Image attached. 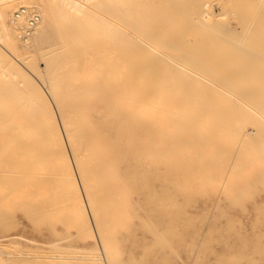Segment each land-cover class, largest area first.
<instances>
[{"label": "rangeland", "instance_id": "rangeland-1", "mask_svg": "<svg viewBox=\"0 0 264 264\" xmlns=\"http://www.w3.org/2000/svg\"><path fill=\"white\" fill-rule=\"evenodd\" d=\"M159 1L152 2L150 10L164 0ZM167 1L170 5L182 2V8L192 7L189 11L187 7L184 10L179 6V12L183 10L186 14L188 10L189 15L174 12L172 15L174 5L168 10L165 1L160 7L167 9L162 10L169 19L176 15L171 16L174 22L162 17L160 7L155 10H161L158 11L160 17H156L160 18L156 20L158 24L168 26L169 32L185 34L184 40L190 42L187 45L190 48L185 46L192 52L188 54L198 58L196 72L228 75L241 71V66L252 65V69L247 70L252 66L245 67L244 71L264 73V0H196V4L194 0L188 3L187 0ZM190 1L194 4L189 5ZM88 5L91 9L90 2ZM191 11L197 17H201L203 11H210L208 19L213 18L212 14L214 21L204 19L202 22V17L197 18L202 24H195L196 27L193 23L196 18ZM190 15H193L192 20H189ZM6 21L16 27L14 31L10 30L16 47L30 51L28 68L24 67L48 94L51 78L46 72L47 60L52 59L53 51L50 56L44 52L54 41L28 45L19 39L17 26L9 16ZM63 22L59 19L57 26ZM211 23L221 28V37H209L211 34L218 36L220 32L214 34L218 29ZM56 30L54 26L51 34L54 35ZM132 30L136 31L133 27ZM203 33L208 36L205 38ZM226 34L231 39L224 38H229ZM235 34L239 36L233 37ZM163 41L164 38L153 36L149 47L144 41V48L138 45L139 52L135 57L140 61L136 64L142 66L146 58L168 57ZM89 45L87 40L81 47L83 54L68 52V57L61 62L62 76L68 79L64 89H70V85L77 82L76 77L69 76L86 68L84 56ZM65 48L70 50V47ZM108 62L110 59L101 60L96 65L100 69ZM203 62L200 65L205 67L199 69L197 64ZM127 65L125 71L116 69L114 74L119 77L118 83L127 73ZM98 72L95 68L91 74ZM82 79L89 83L96 76L89 77L88 74ZM150 80L151 76L139 77L136 80L139 84L134 88L146 94L148 90L156 91L146 84ZM3 81L0 74V86ZM3 90L0 108L10 114L9 120L0 122V256L4 264H39L57 254L68 264H264V107L258 118L249 117L247 107L225 101L210 106L196 105V108L179 107V111L155 102L136 109L128 123L136 125L140 132H151L145 136L148 141L151 139L166 148L148 155L147 176L140 180L144 194L122 195L131 188L129 184L120 185L117 194L122 196L96 202V197L103 194L102 188L98 187L93 191L97 209L93 212L85 199L81 174L67 141L64 146L71 161L70 168L63 158L48 154L57 134L50 120L51 110L58 115L56 102L49 94L48 101H44L36 89H0ZM240 122H248L257 130L244 138L236 130ZM118 127L123 134L127 126ZM59 128L66 140L61 121ZM138 135L133 151L142 140ZM17 234L31 240H21Z\"/></svg>", "mask_w": 264, "mask_h": 264}, {"label": "bare ground", "instance_id": "bare-ground-1", "mask_svg": "<svg viewBox=\"0 0 264 264\" xmlns=\"http://www.w3.org/2000/svg\"><path fill=\"white\" fill-rule=\"evenodd\" d=\"M188 1L189 0L186 2L188 3ZM195 1L196 0L193 2ZM89 2L92 5L91 9L87 7L89 6ZM152 2H155V0H0V74L4 79L0 89H8L10 91L12 89H36L37 93L43 97L44 101H48L50 95L56 102L58 115L56 111L54 112V110H51L52 116L50 120L53 122L57 134L54 140L55 144L53 147L49 148L48 154L54 158H63L67 167L70 168L71 161L68 158L64 146L67 141L73 155L70 154L73 156L81 174L85 199L89 201L93 212L97 211L94 205L95 200L93 191L98 187L102 188L103 194L96 197V202L103 199L116 200L119 198L120 194L117 193L120 185L129 184L131 188L127 194L123 193L122 195L129 197L144 194V192H142L143 188L140 187V180L142 177L147 176L146 172L150 166L148 155L155 150L163 152L166 148L163 144H159L151 139L148 141V137L145 136L150 135L151 132H140V129L138 130L136 125L128 123L131 122L129 120L136 109L152 102L178 110L179 107H183L184 109L191 107L196 108V105L210 106L221 104V102L225 101L226 103L229 102L238 107H247L249 110H246V112L248 111L247 115L249 117L258 118L262 115L260 109L264 107V73L244 71V69H246L245 67H250L252 65L245 67L241 66V71L228 75L196 72V60L198 58L196 59V55L188 54V52H191L188 49L190 47L187 46L190 42L187 41L186 43V40H184L185 34L182 35V31L180 34H176L174 31V33H172V31L169 32L167 31L168 28H166L168 26L164 27L156 21L160 19H156V17H160V15L158 16L160 13L158 11L162 9L167 10L164 6L169 5L167 6L169 10L170 6L174 5L177 10L171 7V10H174L172 12L170 11L173 15L174 13H183V10L179 12V6L181 9L185 10L186 7L188 8V6H186L187 4L185 5L186 7L184 6L185 8H182V2L178 5L177 1V4L175 3L177 6H175V4L170 5L171 2L164 0L163 3L165 2L166 4L169 2V4H164V6L160 7L163 5V3H160L158 7H160L161 10H155L158 7L154 4L157 8L154 9L153 7V9L150 10L149 6L152 5ZM193 2L190 1L189 5ZM20 7H26L28 13L17 16L16 10ZM33 7L38 8L39 11L33 9ZM238 7L239 6H237L236 9ZM190 8H188V10ZM10 10L11 13L9 12ZM154 10L157 11V14ZM165 10L161 11L162 14ZM188 10L185 13L189 15ZM33 12L39 15V20L33 28V31H31V34L24 38L22 37V31L28 25V18ZM203 12L204 14L200 13L202 22L210 17V11ZM235 12L237 11L235 10ZM239 13L241 12L237 14ZM186 14L184 15L186 16ZM191 14H193V12ZM206 14L209 16H205ZM163 15L162 17L167 18V20L169 19L168 14V17H166L165 14ZM188 15L187 17H189ZM193 15L196 18H193L195 22L192 21L194 25L199 24L201 26V21H197V18L201 17H197L195 14ZM193 15H190L189 20ZM241 15L243 16L244 14L241 13ZM8 16L11 18L13 24L15 23L17 26V35L24 43L28 45L36 43V45H38L48 40L54 41L50 44L51 47L44 52L48 53V56H50V53L53 51L52 59L47 60L46 69V72L51 78V81H48L50 88L49 95L44 92L43 87L40 86L36 80L32 79V76L26 70V68H28L27 64L30 51H21L16 47L10 32V30L14 31L16 27L10 26L7 23L6 19ZM171 16L169 20L173 21L171 18H174L176 15ZM211 17L214 18V15L211 14ZM175 18L177 19V17ZM213 18L210 20H213ZM59 19H62L66 24L64 22L62 25L58 23L59 26H57ZM162 19L163 18H161V21ZM176 19H174L175 22ZM210 20L208 19V21ZM214 23H211L213 27L215 26ZM165 24L167 25V23ZM54 26L57 30L53 35L51 31ZM132 27L136 29V31L132 30ZM204 27L209 28L208 25ZM215 27L217 30V26ZM193 29L197 30L195 27H193ZM225 29L227 30L228 27ZM184 31L187 32V29ZM206 31L204 33H206ZM213 31L214 29H212V33ZM221 32L222 30L219 28L218 31L214 32V34L216 33L218 36L212 35L210 32L211 36L209 37L218 38L220 34L223 35ZM229 32L227 33V31H225L227 34H229ZM191 33L192 32H190V34ZM227 34L226 36L230 35ZM222 35H220V37ZM153 36L165 39L163 45L167 49L165 52L168 57H163L161 55L159 57L146 58L147 61L142 66L136 64L140 61L135 57V54L139 52L138 45H143L144 48V44L146 43L149 47V43H152L151 37ZM207 36L204 37L206 38ZM237 36L235 34L233 37L237 38ZM230 37L231 36H229V38H224L231 39ZM87 40L90 41L91 46L89 45V50L84 56L86 59V68H81L80 72L73 77L69 76V78L76 77L77 82L72 83L70 89H64L63 86H67L68 79L62 76L59 68L61 62L68 57V52L71 54H83L84 51L81 47ZM143 41L145 43H143ZM199 43L201 44V41ZM57 44L58 46H56ZM191 44L195 45L193 43ZM237 45H240L239 42ZM65 47H70V50H67ZM194 47H196V45ZM192 48L193 47H191V49ZM150 49L151 48L148 50ZM160 50L162 51L163 49L161 48ZM170 50H172L174 54ZM117 58L119 61H116ZM109 59L110 62H108L106 66H101L100 69L98 65H96V63L101 60L109 61ZM134 62L136 65H134ZM125 64H128L127 73L124 77H120L122 82L118 83L119 77H116L114 73L117 68L120 71H125ZM200 64H204V62L199 63V65L197 64L199 69L205 67V65ZM95 68H97L99 72L93 73L92 75L91 71H95ZM132 68L136 71L133 72ZM252 68L253 66L247 68V70ZM87 71L89 77L96 76V79L89 83L85 81V84V79H82V77L88 76V74L85 73ZM144 76H151V80L146 82V84L151 86L149 89H156V91L148 90V94H146L141 89L134 88L136 84H139L136 80ZM23 82H26L25 85H22ZM4 93L5 90L0 91V98ZM30 94L33 96L32 92ZM183 114L185 117L187 116V113ZM9 117L10 114L4 112L0 108V122L9 120ZM59 118L65 130L66 140L64 136H62L60 128L58 129V124H60ZM143 119L146 120V118ZM120 125L127 126L123 134L118 127ZM239 125L240 126L236 127V130L238 134L244 138L250 136L257 130L250 126L248 122H240ZM186 133L185 138L187 139L189 137V131ZM137 134H139V137H142V140L136 145L133 151L132 147L134 148ZM171 144L175 145V142L172 141ZM16 237L25 241L28 239L23 234H17ZM57 255L51 256L42 262L40 261L39 264H68ZM2 260L0 256V264H4Z\"/></svg>", "mask_w": 264, "mask_h": 264}, {"label": "built area", "instance_id": "built-area-1", "mask_svg": "<svg viewBox=\"0 0 264 264\" xmlns=\"http://www.w3.org/2000/svg\"><path fill=\"white\" fill-rule=\"evenodd\" d=\"M28 9L26 7H20L19 9L16 10L17 16H20L22 14H27ZM28 25L26 28L22 31V37L26 38L31 34V31H33V28L37 24L39 20V15L36 12H33L32 15L29 16L28 18Z\"/></svg>", "mask_w": 264, "mask_h": 264}]
</instances>
